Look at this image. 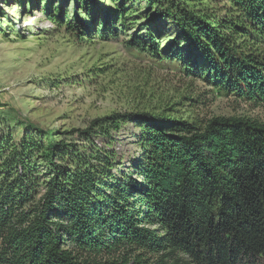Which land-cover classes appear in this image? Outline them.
Listing matches in <instances>:
<instances>
[{
	"label": "trees",
	"instance_id": "16d2710c",
	"mask_svg": "<svg viewBox=\"0 0 264 264\" xmlns=\"http://www.w3.org/2000/svg\"><path fill=\"white\" fill-rule=\"evenodd\" d=\"M147 1L178 25L190 74L264 104V0ZM129 122L141 157L118 178L117 152L93 139ZM41 133L0 122V264H264V124L126 113L73 131L80 146Z\"/></svg>",
	"mask_w": 264,
	"mask_h": 264
},
{
	"label": "rangeland",
	"instance_id": "374dc122",
	"mask_svg": "<svg viewBox=\"0 0 264 264\" xmlns=\"http://www.w3.org/2000/svg\"><path fill=\"white\" fill-rule=\"evenodd\" d=\"M148 29L157 53L147 46ZM179 36L172 18L156 17L147 0H0V122L17 140L41 131L37 140L43 144L72 146L82 144L73 131L113 114L150 113L191 123L235 117L264 124L263 103L190 74L194 63L187 66L190 57ZM110 136L93 140L117 152L115 177L129 175L141 157V126L121 123ZM41 166L47 169L43 160ZM140 255L129 258H158ZM183 260L179 264H191Z\"/></svg>",
	"mask_w": 264,
	"mask_h": 264
}]
</instances>
